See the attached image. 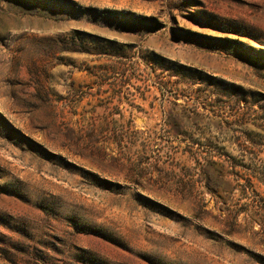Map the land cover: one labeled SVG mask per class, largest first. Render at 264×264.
Wrapping results in <instances>:
<instances>
[{"label":"rangeland","instance_id":"rangeland-1","mask_svg":"<svg viewBox=\"0 0 264 264\" xmlns=\"http://www.w3.org/2000/svg\"><path fill=\"white\" fill-rule=\"evenodd\" d=\"M248 108L264 0H0V264H264Z\"/></svg>","mask_w":264,"mask_h":264},{"label":"trees","instance_id":"trees-1","mask_svg":"<svg viewBox=\"0 0 264 264\" xmlns=\"http://www.w3.org/2000/svg\"><path fill=\"white\" fill-rule=\"evenodd\" d=\"M130 49L131 48L126 47V50H130ZM122 59H124V58H122ZM125 59H127V58H125ZM101 69L104 70L105 72L113 71V72H116L122 76L125 75V72H126V70L124 68V64H122V63H107V64L105 63V64L101 65ZM208 80H209L208 85L218 86L221 88V91H223V90H236L237 89V87H235L233 84H230V83L225 82V81H221L220 79H216L212 76H209ZM199 91H201V90H198V92ZM221 91L220 90H217V91L214 90V92L216 93V97H217L216 101L220 102V101H222L221 99H223V98L224 99H230L229 96H225L224 94H222ZM234 99L236 101V103H235L236 106L241 104L240 98H234ZM222 103H225V102H222ZM244 107L246 108L247 106H244ZM238 109L240 110L239 107H238ZM246 110H247L248 115L253 114L259 120L264 122V112L253 111L252 108H248ZM242 111H241V113L239 112L237 115L242 116L243 115ZM244 114H246V113L244 112Z\"/></svg>","mask_w":264,"mask_h":264}]
</instances>
